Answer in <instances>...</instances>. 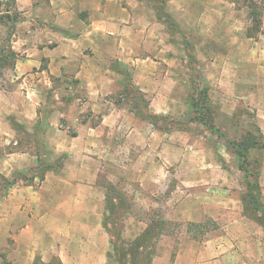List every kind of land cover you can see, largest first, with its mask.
<instances>
[{
    "label": "rangeland",
    "instance_id": "374dc122",
    "mask_svg": "<svg viewBox=\"0 0 264 264\" xmlns=\"http://www.w3.org/2000/svg\"><path fill=\"white\" fill-rule=\"evenodd\" d=\"M160 5L165 13L162 0ZM171 6L180 26L168 27L160 52L146 51V57L129 58L123 66L112 61L109 68L94 58L97 76L88 70L89 81L82 82L76 77L78 60L64 66L45 57L36 66L26 63L32 57L16 33L26 20L23 11L16 0H0V46L16 55L13 62L0 61V264H26L20 258L25 252L15 251L9 193L31 186L45 203L39 177L47 165L61 173L68 164V172L78 170L85 184L96 177L105 192V229L118 254L132 250V238L151 230L139 263L155 255V238H176L177 248L181 238L223 232L240 212L229 209L232 205L241 204L251 219L234 143L246 132L264 137L259 117L264 116V0ZM252 10L262 29L249 36ZM203 87L217 109L216 130L193 119L190 97ZM257 153L252 151L254 158ZM261 165L262 172L264 151ZM43 230L37 226V238ZM117 253L112 245L109 255L119 264Z\"/></svg>",
    "mask_w": 264,
    "mask_h": 264
},
{
    "label": "crops",
    "instance_id": "0c3cea01",
    "mask_svg": "<svg viewBox=\"0 0 264 264\" xmlns=\"http://www.w3.org/2000/svg\"><path fill=\"white\" fill-rule=\"evenodd\" d=\"M159 2L16 0L26 19L17 25L16 33L25 42L22 45L28 52L27 57H32L26 59V63L36 66L40 57L52 63L64 61L63 66L78 60L81 69L76 77L82 82L89 81L85 76L88 70L97 76L94 58L102 59L109 68L112 61L123 66L122 61L127 62L129 58L138 61L146 57V51L162 50L169 29L159 17ZM162 2L165 13L180 26L173 13V3L209 0ZM50 42L55 46L50 48ZM109 72L114 74L108 69ZM261 126L264 129L263 124ZM67 165L61 173L48 171L41 181L39 190L47 192L45 203L39 202L36 195L40 192L32 191L31 186H16L9 193L14 211L10 227L15 251L25 252V257L20 258H25L26 264H53V260L59 264H116L109 255L113 240L104 225L105 192L100 190L96 177L93 180L94 175L90 183H82L80 172H68ZM260 179L264 201V169ZM242 208L241 204L230 206L229 209L240 212L229 220L223 232L213 237L181 238L177 248L176 238H159L150 264H264V229L255 220L245 217ZM40 224L44 230L37 238L35 229Z\"/></svg>",
    "mask_w": 264,
    "mask_h": 264
},
{
    "label": "trees",
    "instance_id": "16d2710c",
    "mask_svg": "<svg viewBox=\"0 0 264 264\" xmlns=\"http://www.w3.org/2000/svg\"><path fill=\"white\" fill-rule=\"evenodd\" d=\"M253 6V4L250 6V8ZM252 9V8H251ZM162 10V6H159V12ZM258 12H255L253 14V10L251 12V19H252V26L249 28V36L253 34L254 31H260L262 28V21L258 18ZM164 14V15H163ZM7 18H10V16H6ZM160 19L164 20V22L167 24V27L174 26L175 21L171 16H169L166 13L160 14ZM18 20H16L17 22ZM176 24V23H175ZM254 29V30H253ZM3 51V54H2ZM2 54V55H1ZM15 53L11 50H8L7 52L0 46V61H3L4 63L7 62H13L15 59ZM126 91V90H125ZM195 95H191L190 102L191 106L194 110V121H197L206 127H208L211 130H216L215 126V117L217 113V109L215 105L211 102L209 94H208V88L203 87L201 90H197L195 88ZM155 118H160L158 115H154ZM162 119V117H161ZM85 122V121H83ZM67 123V120L61 121V127L65 129V125ZM99 122H96L94 126H97ZM174 126H170L169 130L174 129ZM258 131V130H257ZM259 136L257 138L253 137V134L251 132H246L238 142L234 143V146L237 148L238 156L241 160L240 169L245 173V179L247 181V192L243 196L244 201V207L245 212H247V215L250 216L251 219L255 220L258 224H260L264 229V202H263V191L260 184V177H261V156L262 151H264V140L263 135L261 132H258ZM73 137L77 136V132H71L70 134ZM257 150V156L258 158H254L252 155V151ZM47 169L42 173V175L39 177L41 181L44 180L45 175L48 171L51 170V167L49 165L45 166ZM252 180H249V179ZM107 228V227H106ZM157 229V228H156ZM158 230V229H157ZM159 229V233H160ZM148 234H151V230H147L143 233V237L145 238H137L134 241L133 249L123 251L121 254L117 253L116 249V243L113 241V249L117 253L116 261L119 264H150L151 260L153 258V253H149L146 261H143L141 263L138 262L139 257L143 255V252L145 251V248L149 244V239L146 238ZM159 238H155V242ZM121 241V239H120ZM124 241H121L123 243ZM143 251V252H142ZM137 253V254H136ZM134 255H137V258H134ZM113 256V255H112ZM113 258V257H112ZM142 258V257H141Z\"/></svg>",
    "mask_w": 264,
    "mask_h": 264
}]
</instances>
